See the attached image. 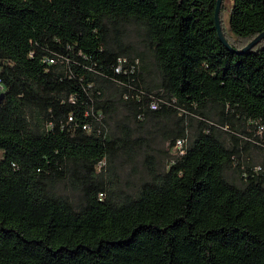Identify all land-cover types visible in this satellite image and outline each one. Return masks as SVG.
I'll use <instances>...</instances> for the list:
<instances>
[{"label": "trees", "instance_id": "trees-1", "mask_svg": "<svg viewBox=\"0 0 264 264\" xmlns=\"http://www.w3.org/2000/svg\"><path fill=\"white\" fill-rule=\"evenodd\" d=\"M216 4L0 0V264H264V161L235 167L264 150V0H232L233 51Z\"/></svg>", "mask_w": 264, "mask_h": 264}, {"label": "rangeland", "instance_id": "rangeland-1", "mask_svg": "<svg viewBox=\"0 0 264 264\" xmlns=\"http://www.w3.org/2000/svg\"><path fill=\"white\" fill-rule=\"evenodd\" d=\"M232 7V0H224V13L222 14V25L224 30L228 35H231L230 28H229V15L230 10ZM127 42L131 44L132 51L134 54L140 53L143 51V47L141 44V40L137 37L134 29L129 30L127 36ZM1 69V67H0ZM157 79H154L155 81ZM3 93V88L0 86V94ZM149 130V127L143 129V131ZM259 132V131H258ZM257 132V133H258ZM145 135L147 136L148 134ZM153 137L151 139L149 149H146V153H150L155 156V160L167 163V157L163 156V152H170L168 144H164L161 134H159L156 130L152 133ZM172 154L176 155V150H172ZM1 156V154H0ZM264 161V150L259 149L257 147L251 146L248 153H244L240 159L236 160L235 167L240 164V166H245L247 163H252L254 165H261ZM143 156L138 157L137 161L135 162V166L132 168L124 169L123 171V178L130 179L131 184L136 183L139 177L144 174V167H143ZM122 174V173H121ZM228 179L238 182L239 175L236 173L235 169L230 170L227 173Z\"/></svg>", "mask_w": 264, "mask_h": 264}, {"label": "water", "instance_id": "water-1", "mask_svg": "<svg viewBox=\"0 0 264 264\" xmlns=\"http://www.w3.org/2000/svg\"><path fill=\"white\" fill-rule=\"evenodd\" d=\"M224 0H217L216 9H215V27L217 30V35L220 42L226 47L228 50L233 51L228 39L226 38L222 24H221V10ZM264 40V32L257 36L253 41H251L245 48H243L239 53H246L254 49L258 44H260ZM3 95H1L2 97Z\"/></svg>", "mask_w": 264, "mask_h": 264}, {"label": "built area", "instance_id": "built-area-1", "mask_svg": "<svg viewBox=\"0 0 264 264\" xmlns=\"http://www.w3.org/2000/svg\"><path fill=\"white\" fill-rule=\"evenodd\" d=\"M118 71H119V69H118ZM153 108H156V106H153ZM260 132L264 133V126H262L260 128ZM184 143H185V141H183V140H179L177 142V144H176V146L174 148L176 150V153H180V154L184 153Z\"/></svg>", "mask_w": 264, "mask_h": 264}]
</instances>
